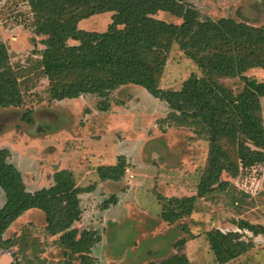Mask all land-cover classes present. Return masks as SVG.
I'll return each instance as SVG.
<instances>
[{"label":"rangeland","instance_id":"obj_1","mask_svg":"<svg viewBox=\"0 0 264 264\" xmlns=\"http://www.w3.org/2000/svg\"><path fill=\"white\" fill-rule=\"evenodd\" d=\"M187 1L202 19L264 22V0ZM156 16L181 22L162 13ZM109 21L108 15L96 16L85 27L103 31ZM44 38L34 31L27 0H0V43L6 46L10 67L19 77L23 99L19 107H0V148L10 151L9 160L21 172L29 191L49 187L54 173L62 169L72 173L77 186L93 187L79 195L82 214L74 223L79 232L93 230L99 236L90 252L92 264H147L170 257L179 264H219L206 240V233L215 228L237 232L252 243L226 264H264V166L241 169L233 177L222 172L228 185L198 197L207 141L192 127H166L167 105L139 86L113 91L106 110L100 109L98 96L50 100L49 81L40 65ZM244 75L264 81V60L253 62ZM198 76L195 64L174 45L159 87L178 90ZM221 82L234 92L243 86L239 77ZM261 107L264 125V97ZM119 157L126 164L123 178L100 181L97 167L115 164ZM105 201L107 208H103ZM2 204L0 193V207ZM163 204L175 207L182 217L173 223L162 220ZM45 226L44 214L37 209L16 219L4 234L13 246L0 251V264L15 260L19 264L77 262ZM180 239L186 240L183 247L176 246Z\"/></svg>","mask_w":264,"mask_h":264},{"label":"trees","instance_id":"obj_2","mask_svg":"<svg viewBox=\"0 0 264 264\" xmlns=\"http://www.w3.org/2000/svg\"><path fill=\"white\" fill-rule=\"evenodd\" d=\"M27 2L34 15L35 33L45 36L40 65L49 81L50 100L98 96L100 109L106 110L113 91L127 85L143 88L167 105L169 111L163 118L166 127H192L207 141L208 156L197 186L198 197L222 191L228 185L221 178L222 172L233 177L241 169L264 166V81L244 75L253 62L264 60V22L253 25L229 17L202 19L187 0ZM158 13L181 22L160 19ZM105 15L110 20L105 30L85 27L90 19ZM174 45L195 64L200 76L184 82L178 90L162 89L159 80ZM236 77L243 82L238 92L221 82ZM18 79L10 67L6 46L0 43L1 108L23 104ZM23 118L32 122L28 115ZM9 158L10 151L0 148V251L13 246L4 238L11 224L25 212L37 209L44 214L46 231L57 235L60 246L78 260L67 264H92L90 252L99 236L93 230L79 232L74 223L82 214L79 195L93 187L77 186L72 173L62 169L54 173L52 185L29 191ZM96 170L100 181H120L126 164L119 157L115 164L100 165ZM181 217L175 207L163 204L162 220L173 223ZM206 240L219 264L236 259L252 247L237 232L217 228L206 233ZM185 242L180 239L176 246L183 247ZM147 264L179 263L170 257Z\"/></svg>","mask_w":264,"mask_h":264},{"label":"water","instance_id":"obj_3","mask_svg":"<svg viewBox=\"0 0 264 264\" xmlns=\"http://www.w3.org/2000/svg\"><path fill=\"white\" fill-rule=\"evenodd\" d=\"M3 258H5V260H6L7 262H9V260H10L8 257H3Z\"/></svg>","mask_w":264,"mask_h":264}]
</instances>
